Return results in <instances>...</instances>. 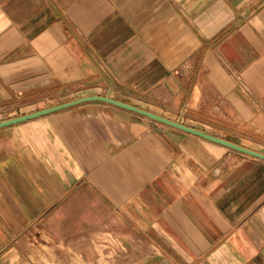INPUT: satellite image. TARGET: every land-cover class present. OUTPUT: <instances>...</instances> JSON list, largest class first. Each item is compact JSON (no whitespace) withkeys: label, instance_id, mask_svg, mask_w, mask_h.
<instances>
[{"label":"crops","instance_id":"1","mask_svg":"<svg viewBox=\"0 0 264 264\" xmlns=\"http://www.w3.org/2000/svg\"><path fill=\"white\" fill-rule=\"evenodd\" d=\"M88 97L264 154V0H0V123ZM41 222L59 250L264 264V161L84 103L0 129V264Z\"/></svg>","mask_w":264,"mask_h":264},{"label":"rangeland","instance_id":"2","mask_svg":"<svg viewBox=\"0 0 264 264\" xmlns=\"http://www.w3.org/2000/svg\"><path fill=\"white\" fill-rule=\"evenodd\" d=\"M77 231V236L72 240L74 242L70 245L67 242L59 250L51 244L47 224L41 222L38 228L24 239L23 248L30 254L29 264H137V261L132 259L131 252L123 251L115 242L91 244L84 238L83 229ZM59 254L75 255V259L71 262L55 260V256L58 257Z\"/></svg>","mask_w":264,"mask_h":264},{"label":"water","instance_id":"3","mask_svg":"<svg viewBox=\"0 0 264 264\" xmlns=\"http://www.w3.org/2000/svg\"><path fill=\"white\" fill-rule=\"evenodd\" d=\"M88 102H104V103H108V104L117 106L119 108L125 109L127 111L139 114V115H141L143 117H146L148 119L156 121L158 123H161V124L167 125L169 127L175 128L177 130L183 131V132H185L187 134H191V135L200 137V138H202L204 140L210 141V142L215 143L217 145L226 147V148L231 149L233 151H236V152H239V153H242V154H245V155L251 156L253 158H256V159L264 161V154H261L259 152L254 151V150H250V149L238 146V145L233 144L231 142H228L226 140H223V139H220L218 137L209 135V134H207L205 132H202V131L196 130L194 128L185 126V125H183L181 123H178V122H175V121H172V120H168V119L160 117V116H156V115H154L152 113L146 112V111L141 110L139 108H136L134 106H130L128 104H125V103H122V102H119V101H115V100H112V99L106 98V97L82 98V99H79V100H76V101H73V102H69V103H66V104L59 105V106H55V107H51V108H48V109L40 110V111L31 113V114H28V115H24V116H21V117H18V118H14V119H11V120H7V121H4V122H1L0 123V129L7 128V127H10V126L19 125V124H22V123H26V122H29V121H32V120H35V119H38V118H41V117L52 115V114H55V113H58V112H61V111H64V110L79 106V105L84 104V103H88Z\"/></svg>","mask_w":264,"mask_h":264},{"label":"built area","instance_id":"4","mask_svg":"<svg viewBox=\"0 0 264 264\" xmlns=\"http://www.w3.org/2000/svg\"><path fill=\"white\" fill-rule=\"evenodd\" d=\"M241 89L245 92H247L248 94V91L244 88V86H241ZM185 114V112H179V115L183 116Z\"/></svg>","mask_w":264,"mask_h":264}]
</instances>
